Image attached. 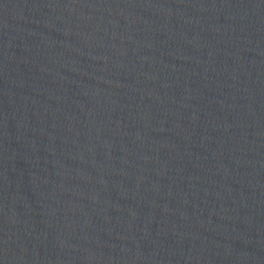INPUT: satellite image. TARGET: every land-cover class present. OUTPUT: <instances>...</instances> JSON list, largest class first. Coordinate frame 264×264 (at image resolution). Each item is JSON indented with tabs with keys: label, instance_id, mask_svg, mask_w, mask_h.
Listing matches in <instances>:
<instances>
[{
	"label": "water",
	"instance_id": "water-1",
	"mask_svg": "<svg viewBox=\"0 0 264 264\" xmlns=\"http://www.w3.org/2000/svg\"><path fill=\"white\" fill-rule=\"evenodd\" d=\"M0 264H264V40L221 0H0Z\"/></svg>",
	"mask_w": 264,
	"mask_h": 264
}]
</instances>
